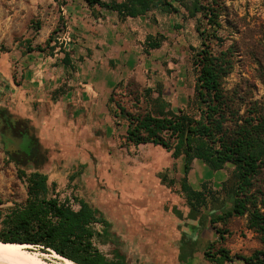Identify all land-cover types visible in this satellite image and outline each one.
<instances>
[{"label": "crops", "instance_id": "1", "mask_svg": "<svg viewBox=\"0 0 264 264\" xmlns=\"http://www.w3.org/2000/svg\"><path fill=\"white\" fill-rule=\"evenodd\" d=\"M63 6L68 44L28 65L12 104L14 121L28 133L23 141L8 126L2 136L15 148L33 142L38 154L22 164L45 174L60 198L92 204L106 234L117 238L103 232L107 243L131 246L136 264H212L204 255L217 238L205 223L211 210L190 215L181 184L206 195L221 188L233 165L214 171L194 159L186 168L183 155L160 145L126 144L128 120L110 104L112 92L133 78L148 90L143 105L151 113L187 111L196 81L190 58L200 46L196 19L182 7L129 16L85 0Z\"/></svg>", "mask_w": 264, "mask_h": 264}, {"label": "trees", "instance_id": "2", "mask_svg": "<svg viewBox=\"0 0 264 264\" xmlns=\"http://www.w3.org/2000/svg\"><path fill=\"white\" fill-rule=\"evenodd\" d=\"M67 0H62L64 5ZM88 4L116 10L121 15L135 16L149 10L177 12L196 19L200 46L192 49L191 64L196 81L193 100L188 110L178 113H152L144 106L148 94L131 78L120 90L131 103L127 108L110 96L114 116L128 120L126 144L153 143L183 155L185 167L192 160H202L211 170L231 163L229 176L219 191L206 195L195 192L183 182L190 205V215L197 208L211 210L208 223L218 238L208 242L204 255L216 264L240 259L245 264H264V25L257 16L240 15L233 0H124L104 2L85 0ZM264 6V0H261ZM159 41L150 46L158 47ZM50 48V47H49ZM38 50L42 48L38 47ZM31 51V48H28ZM252 65L249 77L231 86L225 79L237 63ZM258 83L263 93L256 97ZM26 199L8 208L3 242L31 243L41 250H52L75 264H110L95 244L99 235L107 236L105 217L89 202L72 196L62 199L47 176L38 171L23 172ZM78 205V206H77ZM233 218H244V228L252 232L260 248L250 254H230L222 244L223 226ZM203 222V221H202ZM219 225V226H218ZM101 227V228H99ZM182 243H190L181 236Z\"/></svg>", "mask_w": 264, "mask_h": 264}, {"label": "rangeland", "instance_id": "3", "mask_svg": "<svg viewBox=\"0 0 264 264\" xmlns=\"http://www.w3.org/2000/svg\"><path fill=\"white\" fill-rule=\"evenodd\" d=\"M231 3L240 15L257 16L264 25V6L261 5V0H233ZM63 9L62 0H0V117L14 120L12 104L17 101L28 65L38 59L42 60L50 48L64 44L58 43V38L68 30ZM67 44L68 42L65 45ZM38 47L42 50H38ZM28 48H31V51H28ZM251 68L252 65L247 61L237 63L226 77L225 85L229 87L238 79L249 77ZM116 93L115 100L129 108L131 105L129 98L121 91ZM262 93L263 88L258 83L255 95L259 97ZM112 107L115 105L112 104ZM31 171H33L31 166L11 161L0 130V231L4 228L3 219L8 208L24 203L26 183L25 178L20 175ZM209 185L212 186V183ZM219 190L213 188V191ZM74 206L76 207L75 204ZM244 223V218H233L222 227L226 231L222 244L232 255L235 253L248 255L262 246L256 236L244 228ZM211 231L214 232L213 229ZM207 232L205 234L211 237L210 230ZM105 236L99 235L95 239V244L110 264H136L131 246L116 242L107 243V238L111 235H107L109 237L106 238ZM111 238L117 241L116 237ZM223 264L245 263L240 259H234Z\"/></svg>", "mask_w": 264, "mask_h": 264}, {"label": "bare ground", "instance_id": "4", "mask_svg": "<svg viewBox=\"0 0 264 264\" xmlns=\"http://www.w3.org/2000/svg\"><path fill=\"white\" fill-rule=\"evenodd\" d=\"M0 264H75L52 250H41L31 243L0 240Z\"/></svg>", "mask_w": 264, "mask_h": 264}, {"label": "flooded vegetation", "instance_id": "5", "mask_svg": "<svg viewBox=\"0 0 264 264\" xmlns=\"http://www.w3.org/2000/svg\"><path fill=\"white\" fill-rule=\"evenodd\" d=\"M0 130L2 132V134L6 133L9 134L7 127L9 126V128L11 129V132L13 135H15L16 137H23V141H24V135L26 133H28L26 131V128L24 126V124H22L20 121H14L12 119H8L6 120V118L4 116L0 117ZM7 131V132H6ZM4 141V140H3ZM9 144V146L12 145V143L10 142V140H7V143ZM22 147H19L17 149L8 151V154L10 155L11 161L13 162H17V163H26V161L29 158H34L37 156V149L36 146H34L33 142L32 143H25L21 145Z\"/></svg>", "mask_w": 264, "mask_h": 264}, {"label": "water", "instance_id": "6", "mask_svg": "<svg viewBox=\"0 0 264 264\" xmlns=\"http://www.w3.org/2000/svg\"><path fill=\"white\" fill-rule=\"evenodd\" d=\"M0 128H1V126H0ZM3 140H4L3 141V144H4L5 150L7 152L19 148V145L18 144H17L16 148L15 147H12V146H9V144H6L7 141H6V138L4 136H3Z\"/></svg>", "mask_w": 264, "mask_h": 264}, {"label": "built area", "instance_id": "7", "mask_svg": "<svg viewBox=\"0 0 264 264\" xmlns=\"http://www.w3.org/2000/svg\"><path fill=\"white\" fill-rule=\"evenodd\" d=\"M61 41H63V43L66 44V42H68V35H67V32H64L62 35H61Z\"/></svg>", "mask_w": 264, "mask_h": 264}]
</instances>
